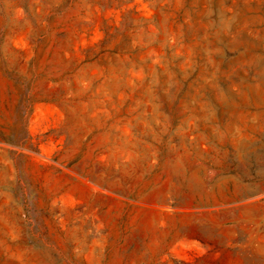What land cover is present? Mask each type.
<instances>
[{
  "label": "rangeland",
  "instance_id": "374dc122",
  "mask_svg": "<svg viewBox=\"0 0 264 264\" xmlns=\"http://www.w3.org/2000/svg\"><path fill=\"white\" fill-rule=\"evenodd\" d=\"M0 264H264V0H0Z\"/></svg>",
  "mask_w": 264,
  "mask_h": 264
}]
</instances>
